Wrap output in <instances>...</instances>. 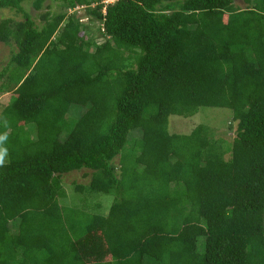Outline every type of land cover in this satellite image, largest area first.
Here are the masks:
<instances>
[{
    "label": "trees",
    "instance_id": "1",
    "mask_svg": "<svg viewBox=\"0 0 264 264\" xmlns=\"http://www.w3.org/2000/svg\"><path fill=\"white\" fill-rule=\"evenodd\" d=\"M28 1L0 0V264H264V0ZM201 106L232 110L231 146L171 131ZM84 168L108 212L63 203Z\"/></svg>",
    "mask_w": 264,
    "mask_h": 264
},
{
    "label": "rangeland",
    "instance_id": "2",
    "mask_svg": "<svg viewBox=\"0 0 264 264\" xmlns=\"http://www.w3.org/2000/svg\"><path fill=\"white\" fill-rule=\"evenodd\" d=\"M116 0H104L107 4L109 2H114ZM32 0L25 2L24 7L31 11L33 16L39 21V14L48 9L53 12H57L61 6L60 2L56 0H45L42 9L36 10L32 6ZM235 3L243 8L247 4L244 0H235ZM78 15L82 17V20L87 23L92 31H94V36L97 42H103L105 40L99 27L101 21L94 16H91L87 12L86 7H79L77 10ZM3 17H16L20 16L14 10L3 9L0 10V18ZM12 46L6 45L0 42V70L6 65L11 56ZM9 93L0 92V114L9 101ZM87 107L84 105L73 104L70 107V111L66 118L67 124L74 123L85 111ZM207 124L212 129V136L222 143L224 148H228L232 145L234 137L236 135L237 121L232 119V110L226 107H212V106H201L197 113L192 116L184 117L181 115L173 114L170 116V129L172 132L178 133H189L198 124ZM67 131V130H65ZM135 137L139 136V132L134 133ZM231 156L230 149L226 150L225 157L229 158ZM119 158H116V163H118ZM8 160V157H7ZM91 180V172L89 169L74 170L72 172L66 173L62 176V181L67 191V197L63 199V203L66 205L84 202V205L92 204L98 210L108 212L110 204L114 199L113 194H106L102 192H90L89 182ZM83 186L84 189L79 191L77 186ZM99 204L100 206H97Z\"/></svg>",
    "mask_w": 264,
    "mask_h": 264
},
{
    "label": "clouds",
    "instance_id": "3",
    "mask_svg": "<svg viewBox=\"0 0 264 264\" xmlns=\"http://www.w3.org/2000/svg\"><path fill=\"white\" fill-rule=\"evenodd\" d=\"M0 123H2L5 128L8 127L7 118L0 117ZM7 141H8V132L5 131L3 133H0V167L4 166L7 162V157H8V148L6 147Z\"/></svg>",
    "mask_w": 264,
    "mask_h": 264
}]
</instances>
